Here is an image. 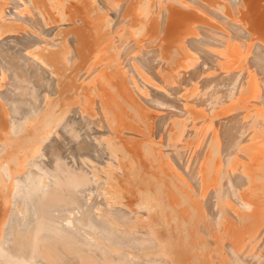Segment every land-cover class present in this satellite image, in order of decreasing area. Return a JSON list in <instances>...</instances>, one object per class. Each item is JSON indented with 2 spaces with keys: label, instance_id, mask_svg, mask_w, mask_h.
I'll list each match as a JSON object with an SVG mask.
<instances>
[{
  "label": "bare ground",
  "instance_id": "1",
  "mask_svg": "<svg viewBox=\"0 0 264 264\" xmlns=\"http://www.w3.org/2000/svg\"><path fill=\"white\" fill-rule=\"evenodd\" d=\"M0 264H264V0H0Z\"/></svg>",
  "mask_w": 264,
  "mask_h": 264
},
{
  "label": "rangeland",
  "instance_id": "2",
  "mask_svg": "<svg viewBox=\"0 0 264 264\" xmlns=\"http://www.w3.org/2000/svg\"><path fill=\"white\" fill-rule=\"evenodd\" d=\"M3 51V50H2ZM4 51L6 52V50L4 49Z\"/></svg>",
  "mask_w": 264,
  "mask_h": 264
}]
</instances>
